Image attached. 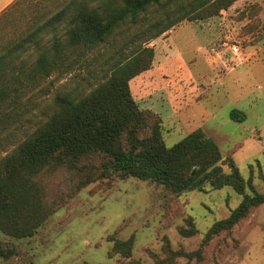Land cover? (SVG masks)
I'll return each mask as SVG.
<instances>
[{
    "label": "rangeland",
    "instance_id": "1",
    "mask_svg": "<svg viewBox=\"0 0 264 264\" xmlns=\"http://www.w3.org/2000/svg\"><path fill=\"white\" fill-rule=\"evenodd\" d=\"M62 4V0H16L0 14V51L53 17ZM137 27L120 29L105 45L78 60L68 58L71 70L52 74L26 95L28 102L19 117L5 124L9 130L0 134L10 136L4 149H13L27 130L49 116L56 97L85 95L115 62L131 55L144 40L138 38ZM64 30L62 24L50 26L43 41L50 44ZM146 44L154 52L151 69L132 80L130 90L140 109L150 110L162 121L166 147L201 129L224 159L233 160L242 178L264 194V0H236L217 16L184 21ZM33 50L16 60L29 59ZM232 110L242 112L245 119L232 120ZM60 177L51 180L52 194ZM60 199L32 237L14 239L0 232V249L10 252L8 258L0 256V264H127L130 260L156 264L151 254L165 258L164 238L172 250L192 255L170 264H264V205L231 231L203 242L212 224L241 202L242 197L229 187L175 194L149 181L96 177ZM184 230L194 232L188 236L181 233ZM130 236L135 242L130 260L109 254L110 237Z\"/></svg>",
    "mask_w": 264,
    "mask_h": 264
},
{
    "label": "trees",
    "instance_id": "2",
    "mask_svg": "<svg viewBox=\"0 0 264 264\" xmlns=\"http://www.w3.org/2000/svg\"><path fill=\"white\" fill-rule=\"evenodd\" d=\"M235 1L62 0L53 17L33 23V29L4 46L0 51V134L9 130L5 124L19 117L28 102L26 95L52 74L71 70L68 58L78 60L131 25H138L137 36L144 39L85 95L56 97L54 111L27 130L13 149H4L8 133L0 137V232L14 239L32 237L62 202L61 195L72 196L96 177L149 181L175 194L204 192L206 187L231 188L242 197L241 202L226 218L212 224L204 234L205 244L264 205V194L242 178L233 160L224 159L217 144L201 129L166 147L162 121L150 110L140 109L130 90L131 81L151 69L154 52L146 43L184 21L217 16ZM61 24L65 27L62 36H54L50 44L43 41L47 28ZM31 47L29 59L16 60ZM230 118L243 121L245 116L232 110ZM54 175L61 177L52 194L49 188ZM190 232L194 231H181L188 236L193 234ZM109 242V254L131 259L132 236L126 240L110 237ZM161 252L163 259L150 253L156 264L192 257L172 250L167 238ZM9 255L0 249L1 257ZM127 264L140 263L130 260Z\"/></svg>",
    "mask_w": 264,
    "mask_h": 264
},
{
    "label": "crops",
    "instance_id": "3",
    "mask_svg": "<svg viewBox=\"0 0 264 264\" xmlns=\"http://www.w3.org/2000/svg\"><path fill=\"white\" fill-rule=\"evenodd\" d=\"M16 0H0V14L4 12Z\"/></svg>",
    "mask_w": 264,
    "mask_h": 264
},
{
    "label": "built area",
    "instance_id": "4",
    "mask_svg": "<svg viewBox=\"0 0 264 264\" xmlns=\"http://www.w3.org/2000/svg\"><path fill=\"white\" fill-rule=\"evenodd\" d=\"M230 50H231V52H232L234 55H237L238 50H237V48H236L235 46H232V47L230 48Z\"/></svg>",
    "mask_w": 264,
    "mask_h": 264
}]
</instances>
